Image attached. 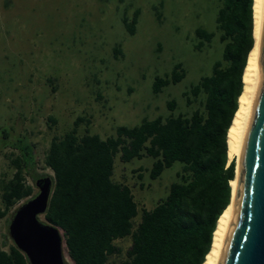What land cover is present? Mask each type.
Returning a JSON list of instances; mask_svg holds the SVG:
<instances>
[{
    "label": "rangeland",
    "instance_id": "1",
    "mask_svg": "<svg viewBox=\"0 0 264 264\" xmlns=\"http://www.w3.org/2000/svg\"><path fill=\"white\" fill-rule=\"evenodd\" d=\"M219 5L218 0H0V127L7 132V138L0 137V248L13 244L9 221L25 202L6 210L1 197L15 172L12 160L20 156L18 141L33 150V169L25 181L35 195L33 177L53 175L44 163L51 140L73 129L78 118V134L89 131L105 139L118 126L171 113L189 115L197 104L188 106L183 93L221 58L223 44L215 29ZM136 13L135 33L129 35L123 19L130 21ZM197 28L216 36L200 46ZM177 63L184 79L153 94L155 77ZM169 101L176 104L173 112ZM152 162L149 157L129 163L119 155L114 159L113 180L127 185L138 205L135 224L143 209L167 196L181 169L175 163L151 180ZM114 245L119 253L106 264L127 259L131 237ZM64 258L73 264L65 246Z\"/></svg>",
    "mask_w": 264,
    "mask_h": 264
},
{
    "label": "trees",
    "instance_id": "2",
    "mask_svg": "<svg viewBox=\"0 0 264 264\" xmlns=\"http://www.w3.org/2000/svg\"><path fill=\"white\" fill-rule=\"evenodd\" d=\"M218 2L215 29L223 44L221 58L209 75L183 93L188 106L197 104L189 115L171 113L133 127L118 126L115 135L105 139L89 131L78 134V118L73 129L51 140L44 163L53 173V190L43 218L60 229L73 264H106L119 253L114 242L126 237H131V247L122 264H204L218 221L232 199L237 161L229 160L228 132L255 43L254 0ZM137 16L123 19L129 35L135 33ZM195 35L203 46L216 33L197 28ZM184 77L177 63L170 73L155 77L152 93ZM167 107L173 112L176 104L169 101ZM2 136L7 138V132L0 127ZM18 142L20 156L12 160L15 172L2 188L6 210L34 196L33 186L25 181L33 169V150ZM117 155L124 163L151 158V180L175 163L181 165L167 196L151 210L143 209L137 224L138 205L131 189L112 178ZM0 264L28 262L9 244L8 250L0 248Z\"/></svg>",
    "mask_w": 264,
    "mask_h": 264
},
{
    "label": "water",
    "instance_id": "3",
    "mask_svg": "<svg viewBox=\"0 0 264 264\" xmlns=\"http://www.w3.org/2000/svg\"><path fill=\"white\" fill-rule=\"evenodd\" d=\"M258 67L257 89L239 152L232 213L217 264H264V0ZM35 187L36 194L11 217L9 236L28 264H66L60 229L41 219L52 195V177L38 178Z\"/></svg>",
    "mask_w": 264,
    "mask_h": 264
},
{
    "label": "bare ground",
    "instance_id": "4",
    "mask_svg": "<svg viewBox=\"0 0 264 264\" xmlns=\"http://www.w3.org/2000/svg\"><path fill=\"white\" fill-rule=\"evenodd\" d=\"M261 3L262 0H254V39L255 43L251 50L247 66L244 72L243 81L244 88L239 98V108L235 114L234 120L228 132V145H229V160L237 159L236 178L231 182L232 186V199L230 205L220 217L217 228L213 237V244L209 254L206 257L204 264H217L226 230L232 213L233 201L235 196V189L238 176V161L239 152L243 138V132L246 128L250 116L251 105L256 93L257 82L259 78L258 67V53H259V31L261 24ZM64 251V247H63Z\"/></svg>",
    "mask_w": 264,
    "mask_h": 264
},
{
    "label": "flooded vegetation",
    "instance_id": "5",
    "mask_svg": "<svg viewBox=\"0 0 264 264\" xmlns=\"http://www.w3.org/2000/svg\"><path fill=\"white\" fill-rule=\"evenodd\" d=\"M43 177V176H42Z\"/></svg>",
    "mask_w": 264,
    "mask_h": 264
}]
</instances>
